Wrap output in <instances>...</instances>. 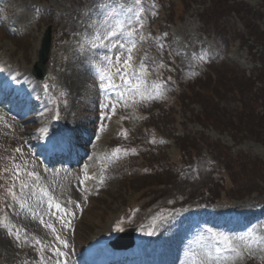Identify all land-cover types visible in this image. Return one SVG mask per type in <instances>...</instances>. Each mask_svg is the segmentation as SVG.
Listing matches in <instances>:
<instances>
[{"label":"rangeland","instance_id":"rangeland-1","mask_svg":"<svg viewBox=\"0 0 264 264\" xmlns=\"http://www.w3.org/2000/svg\"><path fill=\"white\" fill-rule=\"evenodd\" d=\"M143 1L0 0V55L10 62L3 65L31 71L41 37L51 27L46 86L52 100L44 115H56L61 124L54 126L63 129L76 159L46 167L26 144L38 125L25 130L26 121L14 115L20 111L0 103V264H63L77 252L85 256L93 239L107 234L113 239L131 227L134 239L151 242L146 264H264V0H228L221 4L223 13L213 0L145 1L148 19L168 30L173 65L187 71L179 95L150 75L138 85L127 79L130 30L140 33L136 9ZM156 1L163 8L159 15ZM209 6L216 16L210 31L200 19ZM155 50L158 62L164 48ZM199 66L204 74L195 78ZM248 74H258L262 87ZM16 83L26 87L28 81ZM191 146L218 174L207 171L206 162L200 177L188 180L167 174L163 165L151 169L163 157L178 166L180 153L194 154L188 153ZM88 168L97 179L91 196L81 188ZM156 182L162 186L154 191L140 188L158 187ZM191 187L196 193H188ZM204 187L229 189L210 197L219 194L226 204L172 209L203 200ZM205 212L221 213L236 226L210 228V241L219 242L210 253L199 237Z\"/></svg>","mask_w":264,"mask_h":264},{"label":"trees","instance_id":"trees-1","mask_svg":"<svg viewBox=\"0 0 264 264\" xmlns=\"http://www.w3.org/2000/svg\"><path fill=\"white\" fill-rule=\"evenodd\" d=\"M191 1H194V2H196L195 0H190V1H188L189 3L191 2ZM202 1H206V0H202ZM212 3H214L215 4V6H216V10L217 11H220L221 13H223L224 12V7H222V3H224L225 4V6H227L228 5V0H213V1H211V4ZM207 10H206V13H204V14H201L200 15V19H201V21L204 23V24H207V23H209V24H207V29L210 31V23H214L215 22V20H216V16H213L211 13H210V6L209 7H207L206 8ZM239 12V11H238ZM208 31V33H210ZM207 32V31H206ZM262 61H263V63H264V55H263V57H262ZM180 72H181V70H179L177 73H179V78H180ZM262 74H263V72H262ZM177 75V74H176ZM264 96V95H263ZM193 150H195V149H193ZM197 155V154H196ZM184 158H191L190 157V155H188V154H184ZM199 158L198 159H194V162L198 165V163H199ZM161 164L163 165V168L161 167V170L163 169V170H165V172L168 174L169 172H172V170H169V168H164V164L163 163H161L160 162V166H161ZM199 164H201V162L199 163ZM158 165H156V167H157ZM160 166L159 167H157V168H155V171H158L159 169H160ZM207 170V169H206ZM207 171H210V170H207ZM211 172V171H210ZM173 173V172H172ZM212 174H213V172H211ZM200 172H199V177H200ZM213 177H214V175H213ZM180 178H182L183 180H188L189 178H190V175L189 174H185L184 176H182V177H180ZM215 178V177H214ZM216 179V178H215ZM155 185H158V187H155L154 188V186H152V185H148V184H146V185H143L142 187H140L141 189H144L146 186H148V189H150L151 191H154L155 189H157V188H159L160 186H162V183L161 182H156L155 183ZM151 186V187H150ZM150 187V188H149ZM217 189H219V188H215V189H213L211 192H210V187L209 188H203V192L205 193H208L205 197H201L204 201H206V202H208V201H210V200H213V198L215 197H217V195H214L213 196V198L212 199H210V197H211V194H216V190ZM221 189V188H220ZM219 189V190H220ZM144 192V191H143ZM188 193H196V191H195V188H193V187H191L189 190H188ZM202 200V201H203Z\"/></svg>","mask_w":264,"mask_h":264},{"label":"bare ground","instance_id":"bare-ground-1","mask_svg":"<svg viewBox=\"0 0 264 264\" xmlns=\"http://www.w3.org/2000/svg\"><path fill=\"white\" fill-rule=\"evenodd\" d=\"M6 61L9 62L8 58L6 56L0 55V80H1V83L7 82L8 80H10L14 74H21V75H26V74L29 75L30 74V68L28 66L22 67L21 69H18L16 67V65H11V66L8 64L3 65V63ZM12 66L14 67L15 71L12 70ZM44 132L47 133V131L45 129H44ZM48 138L51 139L52 136L48 135ZM48 138H45V139H48ZM45 143H48V142H45ZM96 241L97 242H102V241L108 242V237L101 236L100 239H98ZM209 245H210V242H209ZM94 251H95V253L93 254V256H94L95 260H103L104 255L102 254L101 249H99L97 246H95ZM122 252L124 253L125 251H122ZM143 256H146V252H144L143 254L140 255V257H143ZM174 263H176V262H174Z\"/></svg>","mask_w":264,"mask_h":264},{"label":"water","instance_id":"water-1","mask_svg":"<svg viewBox=\"0 0 264 264\" xmlns=\"http://www.w3.org/2000/svg\"><path fill=\"white\" fill-rule=\"evenodd\" d=\"M49 46H50V30H47L43 37L41 49L39 51V61L37 62L38 67L42 66L46 62ZM38 67L36 68V70H38Z\"/></svg>","mask_w":264,"mask_h":264},{"label":"snow or ice","instance_id":"snow-or-ice-1","mask_svg":"<svg viewBox=\"0 0 264 264\" xmlns=\"http://www.w3.org/2000/svg\"><path fill=\"white\" fill-rule=\"evenodd\" d=\"M110 35L111 34H113V33H109ZM131 51V49H129V52ZM129 59H130V57H129ZM128 63V61H125V64H127ZM103 78V77H102ZM221 240L223 241V242H225V243H229V246H230V242L228 241V239H227V237H221ZM233 251H235V249H233Z\"/></svg>","mask_w":264,"mask_h":264}]
</instances>
